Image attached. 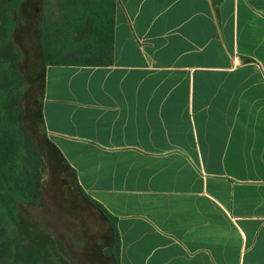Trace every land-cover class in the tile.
<instances>
[{
	"label": "crops",
	"instance_id": "crops-1",
	"mask_svg": "<svg viewBox=\"0 0 264 264\" xmlns=\"http://www.w3.org/2000/svg\"><path fill=\"white\" fill-rule=\"evenodd\" d=\"M114 48L41 111L120 264H264V0H117Z\"/></svg>",
	"mask_w": 264,
	"mask_h": 264
},
{
	"label": "trees",
	"instance_id": "trees-1",
	"mask_svg": "<svg viewBox=\"0 0 264 264\" xmlns=\"http://www.w3.org/2000/svg\"><path fill=\"white\" fill-rule=\"evenodd\" d=\"M23 1L0 0V264H69L48 235L21 217L25 206L42 205L44 173L43 160L22 124L25 91L12 34L14 12ZM116 1L46 0L40 32L45 68L112 65ZM64 162L77 181L75 170ZM79 189L105 219L112 234L106 254L120 264L116 218Z\"/></svg>",
	"mask_w": 264,
	"mask_h": 264
},
{
	"label": "rangeland",
	"instance_id": "rangeland-1",
	"mask_svg": "<svg viewBox=\"0 0 264 264\" xmlns=\"http://www.w3.org/2000/svg\"><path fill=\"white\" fill-rule=\"evenodd\" d=\"M46 0H24L14 12L12 42L23 77L22 124L44 163L42 205L25 206L23 223L39 228L54 241L69 264H114L106 254L111 231L82 195L72 171L49 143L41 118L45 63L41 48V18Z\"/></svg>",
	"mask_w": 264,
	"mask_h": 264
}]
</instances>
